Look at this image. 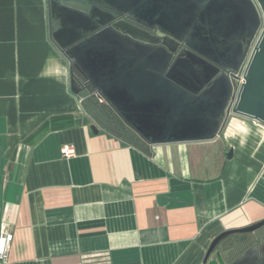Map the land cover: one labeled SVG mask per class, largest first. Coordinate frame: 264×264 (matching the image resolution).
<instances>
[{
    "label": "crops",
    "instance_id": "crops-1",
    "mask_svg": "<svg viewBox=\"0 0 264 264\" xmlns=\"http://www.w3.org/2000/svg\"><path fill=\"white\" fill-rule=\"evenodd\" d=\"M69 65L51 37L48 0H0V233L7 226L13 235L9 264H203L218 234L264 219L262 124L230 115L214 140L144 152L101 125L90 129ZM64 114L78 121L29 140Z\"/></svg>",
    "mask_w": 264,
    "mask_h": 264
},
{
    "label": "water",
    "instance_id": "water-1",
    "mask_svg": "<svg viewBox=\"0 0 264 264\" xmlns=\"http://www.w3.org/2000/svg\"><path fill=\"white\" fill-rule=\"evenodd\" d=\"M49 9L51 37L88 91L149 145L214 140L230 115L264 126V0H50ZM116 17L126 20L103 27ZM78 83L71 70L81 96ZM263 227L221 232L203 264H225L224 238ZM228 264H264V242Z\"/></svg>",
    "mask_w": 264,
    "mask_h": 264
},
{
    "label": "trees",
    "instance_id": "trees-1",
    "mask_svg": "<svg viewBox=\"0 0 264 264\" xmlns=\"http://www.w3.org/2000/svg\"><path fill=\"white\" fill-rule=\"evenodd\" d=\"M82 107L88 117L97 118L96 122L101 125L102 128L110 135L119 138L122 143L126 145L134 146L144 152H147L149 147L142 138H140L132 129L126 126L125 123L118 117V115L104 102H100L96 95L91 93H84L81 96ZM78 121L73 115L64 114L56 117H52L41 125L32 135L29 137L31 141H35L40 138L49 130L65 128Z\"/></svg>",
    "mask_w": 264,
    "mask_h": 264
},
{
    "label": "flooded vegetation",
    "instance_id": "flooded-vegetation-1",
    "mask_svg": "<svg viewBox=\"0 0 264 264\" xmlns=\"http://www.w3.org/2000/svg\"><path fill=\"white\" fill-rule=\"evenodd\" d=\"M48 3L50 6V0H48ZM120 20H126V19L121 17H116V19L110 21V18H108V21L105 22L103 27L104 28L108 26L110 27L111 25H113L114 23ZM51 25H57V23H54L50 18V27ZM69 64H70L69 68L74 73L77 82H79L78 85L79 87H81V94L88 93L89 91H88V87H86V82L84 77L79 72V70L73 65V63H69ZM93 120L97 121V118H93ZM262 242H264V227L254 233L234 234L224 238L218 245L217 251L221 252L225 264H228L232 260L241 256L249 247L253 245H261Z\"/></svg>",
    "mask_w": 264,
    "mask_h": 264
},
{
    "label": "built area",
    "instance_id": "built-area-1",
    "mask_svg": "<svg viewBox=\"0 0 264 264\" xmlns=\"http://www.w3.org/2000/svg\"><path fill=\"white\" fill-rule=\"evenodd\" d=\"M240 80L238 81V86L242 81V73L239 74ZM100 102H104L102 98H98ZM65 156L69 157L74 154V148L70 145H66L61 150ZM13 235L11 234L9 228L4 226L0 233V261L4 264H9V254L11 250Z\"/></svg>",
    "mask_w": 264,
    "mask_h": 264
},
{
    "label": "rangeland",
    "instance_id": "rangeland-1",
    "mask_svg": "<svg viewBox=\"0 0 264 264\" xmlns=\"http://www.w3.org/2000/svg\"><path fill=\"white\" fill-rule=\"evenodd\" d=\"M81 98V97H80ZM91 118V117H90ZM93 120V119H92Z\"/></svg>",
    "mask_w": 264,
    "mask_h": 264
}]
</instances>
